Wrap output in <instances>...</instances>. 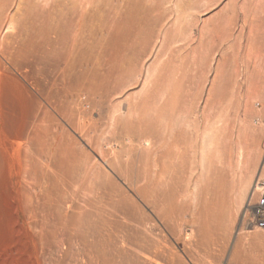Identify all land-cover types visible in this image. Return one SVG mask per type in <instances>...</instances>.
I'll use <instances>...</instances> for the list:
<instances>
[{
  "label": "rangeland",
  "instance_id": "1",
  "mask_svg": "<svg viewBox=\"0 0 264 264\" xmlns=\"http://www.w3.org/2000/svg\"><path fill=\"white\" fill-rule=\"evenodd\" d=\"M260 185L264 0H0V264H264Z\"/></svg>",
  "mask_w": 264,
  "mask_h": 264
},
{
  "label": "built area",
  "instance_id": "2",
  "mask_svg": "<svg viewBox=\"0 0 264 264\" xmlns=\"http://www.w3.org/2000/svg\"><path fill=\"white\" fill-rule=\"evenodd\" d=\"M260 186L262 188L253 191L255 197L251 203L250 221L253 226L264 229V186Z\"/></svg>",
  "mask_w": 264,
  "mask_h": 264
},
{
  "label": "bare ground",
  "instance_id": "3",
  "mask_svg": "<svg viewBox=\"0 0 264 264\" xmlns=\"http://www.w3.org/2000/svg\"><path fill=\"white\" fill-rule=\"evenodd\" d=\"M173 137H174V136H173ZM174 139H175V138H174ZM177 144H178V143H177ZM177 147L179 148L180 146H177ZM182 149H183V148H182ZM176 150H178V149L176 148ZM180 151H181V150H180ZM180 151H177V152L180 153L179 155H181V157H182V153H183V152H180ZM168 152H169V151H167V154H169ZM184 152H186V150H184ZM170 153H171V152H170ZM171 155H172V154H171ZM179 155H177V156H179ZM175 156H176V155H175ZM171 157H172V156H171ZM176 158H177V157H176ZM171 161H172V160H171ZM172 162H173V161H172ZM177 162H178V161H177ZM175 163H176V162H175ZM175 165H176V164H175ZM177 165H178V164H177ZM177 165H176V166H177ZM256 188H259V186H257ZM256 188H255V190H256ZM217 218H219V219H218V222H219L220 224L223 223V222L225 221V220H224V217H218V216H217ZM226 220H227V218H226ZM205 221H206V220H205ZM215 221H216V220H215ZM207 222H208V221H207ZM207 222H205V223H207ZM216 222H217V221H216ZM226 224H227V223H226ZM226 224H225V225H226ZM227 225H228V224H227ZM206 226H207V224H206ZM208 226H209V225H208ZM216 226H217V225H216ZM209 227H210V226H209ZM219 228H220V227H219Z\"/></svg>",
  "mask_w": 264,
  "mask_h": 264
}]
</instances>
